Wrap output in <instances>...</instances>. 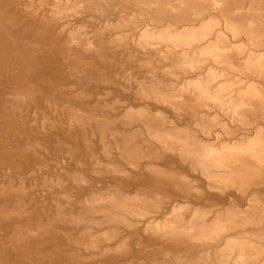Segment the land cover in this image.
<instances>
[{"label": "rangeland", "instance_id": "374dc122", "mask_svg": "<svg viewBox=\"0 0 264 264\" xmlns=\"http://www.w3.org/2000/svg\"><path fill=\"white\" fill-rule=\"evenodd\" d=\"M0 264H264V0H0Z\"/></svg>", "mask_w": 264, "mask_h": 264}]
</instances>
